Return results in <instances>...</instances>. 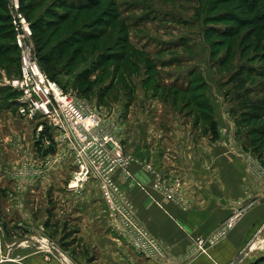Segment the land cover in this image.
Wrapping results in <instances>:
<instances>
[{"label": "rangeland", "instance_id": "374dc122", "mask_svg": "<svg viewBox=\"0 0 264 264\" xmlns=\"http://www.w3.org/2000/svg\"><path fill=\"white\" fill-rule=\"evenodd\" d=\"M237 3L23 0L19 10L34 42L43 33L41 52L61 70L55 79L114 122L129 160L128 174L121 168L112 172L116 195L96 174L78 182L68 145L57 134L51 141L41 137L39 117L18 113V93L6 81L19 71V57L0 20V264L26 252L64 256L70 264H119L116 237L151 257L138 244L143 238L121 209L123 202L157 245L154 255L167 256L116 172L131 178V164L141 160L151 173L152 191L179 208L183 193L189 194L182 186V164L211 163L199 155L201 145L205 151H248L249 166L264 165V31L248 23L254 15L243 8L245 2ZM4 7L10 15L9 0H0V14ZM32 22L39 26L33 29ZM134 149L145 154L138 158ZM174 164L179 171H171ZM153 199L162 206L156 195ZM46 241L58 252L44 246ZM256 248L250 255L264 260V243ZM248 253L238 264L250 263Z\"/></svg>", "mask_w": 264, "mask_h": 264}, {"label": "crops", "instance_id": "0c3cea01", "mask_svg": "<svg viewBox=\"0 0 264 264\" xmlns=\"http://www.w3.org/2000/svg\"><path fill=\"white\" fill-rule=\"evenodd\" d=\"M134 153L138 158L145 154L141 149H134ZM199 153L211 163L198 161L186 167L182 164V186L189 187V194L185 196L183 193L185 204L179 208L152 191L151 173H147L138 158L139 162L130 166L131 178H121L118 172L115 173V178H119L132 199L139 218L162 241L167 253V256L158 254L145 257L116 237V247L121 250L119 264H229L238 255L235 253L251 245L257 236L259 239L256 242H260V237L264 235V165L250 160L252 164L249 166L245 159L248 151L245 154L222 152L215 148L205 151L201 145ZM153 165L158 171L164 170L158 163ZM176 166L171 167V171H179ZM142 186L148 188L149 193ZM191 188H194L192 193ZM155 195L161 207L155 204ZM232 217V226L211 242L220 227ZM198 237L203 239L201 246L197 244ZM52 247L57 253L58 250ZM248 254L253 257L248 262L259 255H250V250ZM17 256L19 260L13 258L11 264H70L63 259L64 256L58 259L54 255L49 259L35 252Z\"/></svg>", "mask_w": 264, "mask_h": 264}, {"label": "built area", "instance_id": "2783aa9c", "mask_svg": "<svg viewBox=\"0 0 264 264\" xmlns=\"http://www.w3.org/2000/svg\"><path fill=\"white\" fill-rule=\"evenodd\" d=\"M9 7L14 41L19 51V73L6 83L18 93V113L23 117H39L38 131L45 129L51 137L57 134L68 145L78 165V182L92 173L96 174L107 189L116 195L112 172L121 168L128 174L129 160L123 154L114 122L108 120L106 114H100L87 99L66 92L57 80L42 70L35 52L30 23L19 10V1L9 0ZM121 209L141 234L143 239L138 244L142 250L150 256L156 254L157 245L144 231L143 225L134 219L131 207L123 202ZM233 217L220 227L211 242L232 226ZM196 241L199 246L203 243L200 237Z\"/></svg>", "mask_w": 264, "mask_h": 264}, {"label": "trees", "instance_id": "16d2710c", "mask_svg": "<svg viewBox=\"0 0 264 264\" xmlns=\"http://www.w3.org/2000/svg\"><path fill=\"white\" fill-rule=\"evenodd\" d=\"M221 1H233L234 2L236 0H221ZM243 1L245 2V3H243V8L245 6V8L247 9L248 15H254V16L248 18V23L256 24V26H258V28H259L260 31H264V0H237V2H238L237 4H239L241 6L242 5L241 2H243ZM246 3H248V5ZM5 5H6V3H5ZM61 6L62 7H66V6H68V4L62 3ZM20 9L23 10V0H20ZM0 18H1L0 20H1L2 24L5 26V28L9 32V35H10L8 37L9 42L11 43V45L13 46V48L15 49V51L17 53V58H18L19 57L18 56V48L15 45V41H14V31H13L12 24H11V20H10V15H9V13L6 10V7H4V9L2 10V12L0 14ZM234 20L237 22L236 19H234ZM241 21L242 20H240L237 23L239 24ZM38 26L39 25L36 24V23H34V22L31 23V27L33 29H35ZM42 35H43V33H42ZM42 35L36 36L35 42H34V40H33L34 37H33V34H32V40L34 42L35 52H36V55L38 57V61H39V64H40L42 70L50 78L55 79L56 78V75L61 70L55 69V66L51 65V62H50L51 58L48 55H43V53L41 52L42 51V48H43V45H41V37H42ZM76 38H79V37H76ZM66 44L67 43L65 42L64 45H66ZM63 49H65V47H63ZM59 52H61V51H59ZM64 52H66V51L63 50V53ZM62 55L63 54H60L59 55V59H61ZM42 62L45 64V67L42 64ZM18 63H19V61H18ZM48 72H51V73H48ZM18 73H19V71L17 72V74ZM14 92L17 93V91H14ZM209 128H210V132L212 133V135H215L216 134L215 122L213 120L210 121ZM40 136L41 137H44V138H46V139H48L50 141L53 140L52 137H51V134L47 130H45V129L40 132ZM263 263H264V260L262 259V257H259L258 259L253 260V261H251L248 264H263Z\"/></svg>", "mask_w": 264, "mask_h": 264}, {"label": "water", "instance_id": "95a60500", "mask_svg": "<svg viewBox=\"0 0 264 264\" xmlns=\"http://www.w3.org/2000/svg\"><path fill=\"white\" fill-rule=\"evenodd\" d=\"M49 248L52 249V251H55V249L52 247L51 244H48ZM250 245L248 247H244L239 254L231 261L229 264H238L244 257L245 255L249 252Z\"/></svg>", "mask_w": 264, "mask_h": 264}, {"label": "bare ground", "instance_id": "6f19581e", "mask_svg": "<svg viewBox=\"0 0 264 264\" xmlns=\"http://www.w3.org/2000/svg\"><path fill=\"white\" fill-rule=\"evenodd\" d=\"M256 239H257V238H256ZM42 242H43V240H42ZM22 243H25V241H23ZM256 243H257V242H253V244L250 245V248H249L250 251H254V249L257 247V244H258V243H259V244H260V243H261V244L264 243V235H263L262 237H260V242H258L257 244H256ZM45 244L48 245V244H47V241L45 242ZM63 259H64V260H65V259L67 260L66 257H65V258L63 257ZM66 260H65V261H66ZM67 261H68V260H67Z\"/></svg>", "mask_w": 264, "mask_h": 264}]
</instances>
